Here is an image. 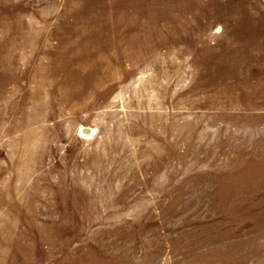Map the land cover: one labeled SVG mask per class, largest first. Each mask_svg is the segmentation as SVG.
I'll use <instances>...</instances> for the list:
<instances>
[{"label":"rangeland","instance_id":"1","mask_svg":"<svg viewBox=\"0 0 264 264\" xmlns=\"http://www.w3.org/2000/svg\"><path fill=\"white\" fill-rule=\"evenodd\" d=\"M0 264H264V0H0Z\"/></svg>","mask_w":264,"mask_h":264},{"label":"bare ground","instance_id":"2","mask_svg":"<svg viewBox=\"0 0 264 264\" xmlns=\"http://www.w3.org/2000/svg\"><path fill=\"white\" fill-rule=\"evenodd\" d=\"M86 128L82 127L80 131L81 138L84 139H90L93 136H95V130L93 128H88V130H85Z\"/></svg>","mask_w":264,"mask_h":264},{"label":"water","instance_id":"3","mask_svg":"<svg viewBox=\"0 0 264 264\" xmlns=\"http://www.w3.org/2000/svg\"><path fill=\"white\" fill-rule=\"evenodd\" d=\"M85 130H88V128H86Z\"/></svg>","mask_w":264,"mask_h":264}]
</instances>
